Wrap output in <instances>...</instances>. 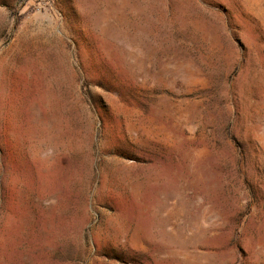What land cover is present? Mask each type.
Instances as JSON below:
<instances>
[{"label": "rangeland", "instance_id": "1", "mask_svg": "<svg viewBox=\"0 0 264 264\" xmlns=\"http://www.w3.org/2000/svg\"><path fill=\"white\" fill-rule=\"evenodd\" d=\"M0 264H264V0H0Z\"/></svg>", "mask_w": 264, "mask_h": 264}]
</instances>
